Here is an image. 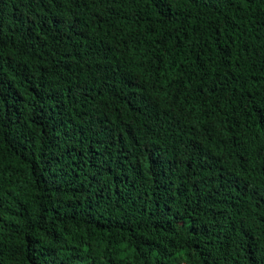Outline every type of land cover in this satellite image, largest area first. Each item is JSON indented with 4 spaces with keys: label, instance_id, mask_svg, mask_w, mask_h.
<instances>
[{
    "label": "trees",
    "instance_id": "trees-1",
    "mask_svg": "<svg viewBox=\"0 0 264 264\" xmlns=\"http://www.w3.org/2000/svg\"><path fill=\"white\" fill-rule=\"evenodd\" d=\"M0 264H264V0H0Z\"/></svg>",
    "mask_w": 264,
    "mask_h": 264
}]
</instances>
